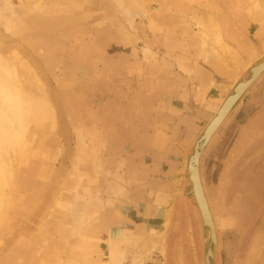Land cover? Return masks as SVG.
Returning <instances> with one entry per match:
<instances>
[{
  "label": "rangeland",
  "instance_id": "obj_1",
  "mask_svg": "<svg viewBox=\"0 0 264 264\" xmlns=\"http://www.w3.org/2000/svg\"><path fill=\"white\" fill-rule=\"evenodd\" d=\"M168 1L0 0V69L30 90L33 110V104L39 107L34 73L58 115L54 127L33 116L23 143L8 156L14 175L0 229L8 232L9 219L17 226L3 238L0 233L6 244L0 250L3 264H202L199 211L178 188L185 150L215 110L196 99L195 65L185 55L200 21L166 7ZM137 3L145 13L129 24L126 11ZM244 76L243 71L237 80ZM170 82L177 88L169 101L164 95ZM263 115L264 73L236 102L200 158L217 229L216 264H264V125L256 124ZM137 171L144 175L138 174V186L130 185L131 172ZM151 186L166 189L167 200L155 225L136 229L120 213L129 205L149 210L157 195ZM185 187L188 192L187 181ZM38 188L48 191L49 200L25 223ZM77 201L87 205L82 229L102 230L87 243L73 234ZM169 208L175 213L165 228ZM16 243L21 246L13 249ZM83 245L91 249L87 262L78 254Z\"/></svg>",
  "mask_w": 264,
  "mask_h": 264
},
{
  "label": "bare ground",
  "instance_id": "obj_2",
  "mask_svg": "<svg viewBox=\"0 0 264 264\" xmlns=\"http://www.w3.org/2000/svg\"><path fill=\"white\" fill-rule=\"evenodd\" d=\"M255 3H256V1H255ZM261 7H262V11L264 12V5H262ZM143 13H145V7L142 4L137 3L134 8L128 9L126 11L128 23L131 24L133 19L136 16H140ZM199 25L202 27L201 32L199 34V56H200V58L206 59V60L210 59V60H215V61L220 62L227 69H230L234 73V76H236V77L239 74L238 73L239 71L235 72L238 69V67H237L238 65L241 66L240 67L241 69L246 68L250 64H252V62L258 60V58H260V56L262 54H264V51H258L257 49H251V50H249L248 57L246 59H244V58L240 57L238 55L237 51L225 41V39L221 33V30L217 26H209V25H204V24L202 25L200 23H199ZM145 51H146V53L147 52L149 53L148 49H145ZM260 65L261 66H259V67L261 68V70H264V60L260 63ZM26 70H27V68H26ZM183 72H184V70H183ZM30 77L32 78V81L35 80L34 81L35 82L34 86L36 87L35 88V90H36L35 94H38L35 98V101L38 102L39 107H37V106L35 107V105L33 104V103H35V101L33 100L34 102L32 104L34 106V110L30 107V105H31L30 101H32V99H31L32 97H30V94H31L30 90L28 88H26L25 91H23V89L17 85L14 76L10 72H8L7 70L3 71L2 69H0V214L5 209V204H6L8 192H9V189L12 187V184H13V175H14L13 165L8 160V158H9L8 156L10 153L15 151L14 150L15 147H19L23 143L24 131L28 127L29 122L32 121L33 118H35L33 116H36L38 119L37 121H40L42 123H44V121H48L51 123V125L53 127L57 123V126H58V122L56 121L58 119V115L56 118L55 114H54L55 109L52 105H50V102L44 93V87H43L41 81L38 79V77L36 75H34V73L32 76L30 75ZM234 79H235V77H234ZM36 80H37V83H36ZM248 81L246 80V81H243L242 83H240V85H238V87L236 88V91L238 93L241 91L243 92L244 89H246L252 83V82H248ZM209 85L213 86L214 84H213V82H210ZM223 97L221 98L220 102L218 103L217 107L215 108V112L217 110H219L222 102H224ZM33 99H34V97H33ZM229 101H231V99ZM59 109L60 108H58V111H59ZM56 112H57V109H56ZM59 113L61 115L62 126L64 127V129H66L67 125H66L64 118H63L64 113H62L61 111ZM55 118H56V120H55ZM30 123H32V122H30ZM67 132H68V130L66 129V134H67ZM212 133L214 134L215 132H212ZM212 133H211V135H212ZM66 139L69 142L71 141L72 136L70 133L67 134ZM12 158H13V156H12ZM73 166H75V165H73ZM189 170H190V176L188 177L189 178L188 184H189V188L191 189V193L193 195L194 202L196 203V205H197V203H199L200 205H203V199L201 198L199 187H197L198 186L197 178L195 176V173L193 172V169L190 168ZM191 172H192V175H191ZM198 177H199L200 184H201L203 193L205 195V198H206V201H207V204L209 207V211L211 213V218H212L213 217L212 212L210 210L209 202H208V199H207L205 191H204V186H203V182L201 180V174H200L199 169H198ZM185 182L184 181L180 182V185L178 188V192L180 194H185V193L187 194ZM59 183H61V182H59ZM193 183H195V185H193ZM46 193H44V191L40 188H38L36 190L34 195H35V198H37V201L32 203L30 210H29V213H27L28 215L26 217H24L25 223H27V220H30V218L34 216V213L37 214V216L39 214H41L42 207L44 206V204L47 203V200H49L48 195ZM57 196H58V193H57ZM78 202L79 201H77V203L75 204V207H74V209L76 210V213H75V221L73 222V234L80 237L79 239L80 240L82 239L81 241L83 243H87V242H89L88 241L89 235L98 234L102 230L99 229V231L95 232V229H91L90 225L85 230L82 229V224H83L84 217L86 214L87 205L84 204L83 206L79 207ZM55 203H57V201ZM52 206H50V208ZM202 210L205 213L203 206H202ZM200 211H201V208H200ZM173 213H175V211H172V209L166 213V216H165L166 220L164 222L165 228H167L169 226L170 221H171V214H173ZM126 216L129 217L128 214H126ZM41 221H42V219H41ZM39 223H38V225H39ZM213 223H214V221H213ZM96 225H100V224L96 223ZM214 225H215V223H214ZM16 226L17 225L14 224V221H13V223H11V220L9 219L8 232L6 230L0 229V233L2 234L1 237L3 238L4 237L3 235H6L10 231L14 230V227H16ZM99 227H101V226H99ZM27 230H29V229H27ZM15 231H16V228L13 232H15ZM39 231H40V229H39ZM39 231H38V233H39ZM151 231H152L151 235L155 236L154 233L156 231L153 229H151ZM164 232H165V230H164ZM162 234H163V230L158 235L162 237ZM13 236H15V235H13ZM159 239H160V237H159ZM11 241H12V246H13V244L15 242V238H12ZM150 241L154 242V244L159 243V241L158 242L153 241L152 238L150 239ZM2 245H6V244L1 242V240H0V250L2 248ZM18 246H21V244L16 243L14 245L13 249L17 248ZM81 248H82V253L80 254V252H79L78 254L80 256H84L83 260H84V262H87L86 261L87 260V254L89 253V251L91 249L89 250L90 247H85V245H83ZM110 251L113 253V249H110ZM85 258H86V260H85ZM4 262H6V261L1 256V251H0V264H3Z\"/></svg>",
  "mask_w": 264,
  "mask_h": 264
},
{
  "label": "crops",
  "instance_id": "obj_3",
  "mask_svg": "<svg viewBox=\"0 0 264 264\" xmlns=\"http://www.w3.org/2000/svg\"><path fill=\"white\" fill-rule=\"evenodd\" d=\"M256 5L257 3L255 4L252 0H169L166 7L169 6L170 8H173L177 13L183 12L193 18H197L198 21H200V24L204 23V18L205 20L208 18L210 20L211 18L209 23L205 25L217 26L221 30L225 41L237 51L240 57L246 59L249 50L251 49L264 51V12L260 5ZM200 32L201 29L194 35V37H192V39H190L189 43L185 44V55L189 54L191 61L194 62L195 65V75L193 79L191 78V80L194 81L193 87L195 89H193V91L195 92V97L197 100H201L199 103L203 108L210 102L212 108H209V111L211 110L213 112L221 98L225 95L226 90L235 82V80L238 79L240 73L242 74L245 68L241 69V66L239 67L238 65V69L236 71L234 70L235 72L239 71V74L237 73L238 76L236 77L230 69H227L220 62L200 58ZM180 72L185 76L188 74L185 67H180ZM185 79L187 80L188 77H185ZM210 82H213L214 85L210 86ZM258 82L259 81H257L254 87L247 92L246 97L255 92V89L258 88L257 86L260 85V82ZM167 87L168 93L167 95H164V97L170 101L173 97L170 96V94H173V91H175L177 87L172 84V82L168 83ZM141 107L143 110V103L141 104ZM204 109L208 110V108ZM262 123L264 125V115L256 120V124L262 126ZM250 133L252 132L248 131L244 133L243 138L249 137ZM160 164L161 163L156 162V173H160L158 170ZM138 174H143V171L131 172L132 177H130V179L133 178L134 180L129 182L130 185H139L140 182L136 179L139 177ZM153 176L155 177V175ZM167 186L169 191V185ZM152 187L153 186L150 187L151 190H153ZM124 191L125 189L123 192ZM153 191L156 192L157 195L149 210L144 208V205H139L141 208L139 206L134 208L130 205L124 207L120 215L126 224H133L137 227H135L136 229H138V227L140 229L144 228L146 225L153 226L156 224L155 222L159 218L160 211L167 200V190L154 188ZM170 210L171 208H169L168 212ZM126 214H128L129 217H127ZM112 218L114 219L113 216ZM173 218L174 213L171 214V221Z\"/></svg>",
  "mask_w": 264,
  "mask_h": 264
},
{
  "label": "water",
  "instance_id": "obj_4",
  "mask_svg": "<svg viewBox=\"0 0 264 264\" xmlns=\"http://www.w3.org/2000/svg\"><path fill=\"white\" fill-rule=\"evenodd\" d=\"M263 60H264V54H262L260 58H258V60L252 62V64H250L248 67L244 69V72H246V76H244V78H241L240 80H235L231 89V93L227 94L224 97L223 100L224 102H222L219 110L214 112L212 117L205 125L204 129L201 131V133L193 143L192 147L188 150H185L182 175H181L182 181L186 180L187 183H189L188 180L189 179L188 177L190 176L189 169L190 168L193 169V172L195 173V176L197 178V183H198L197 187H199L201 198L203 199V205H200L199 203H197L196 205V203L194 202L193 195L191 193V189L189 188L187 193L189 194L194 204L196 205V208L199 211L198 214L200 215L199 218L201 221V238H202V251H203L202 264H216L215 253L218 248V237H217L216 225H214L215 221L213 217L211 218V213L209 211V207L198 177V169L200 170V158L204 148L207 146L211 137L213 136L212 132H217L219 130L221 123L224 121V119L226 118L230 110L233 108V106L236 104V102L241 98V96L245 93V91L249 89L255 83V81L264 73V70H261V68L259 67L262 65V64L260 65V63ZM246 80L247 81L249 80L248 82H252V83L247 88L245 87L246 89H244L243 92L241 91L242 93L241 92L238 93L236 91V88L238 87V85H240V83ZM230 99L231 101H229ZM193 185H195V183H193ZM202 206L203 209L205 210V213L202 210Z\"/></svg>",
  "mask_w": 264,
  "mask_h": 264
},
{
  "label": "flooded vegetation",
  "instance_id": "obj_5",
  "mask_svg": "<svg viewBox=\"0 0 264 264\" xmlns=\"http://www.w3.org/2000/svg\"><path fill=\"white\" fill-rule=\"evenodd\" d=\"M202 180V179H201Z\"/></svg>",
  "mask_w": 264,
  "mask_h": 264
}]
</instances>
